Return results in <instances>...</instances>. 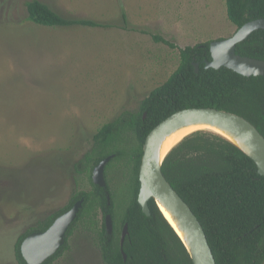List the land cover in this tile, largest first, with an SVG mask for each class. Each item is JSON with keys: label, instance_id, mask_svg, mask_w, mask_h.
Listing matches in <instances>:
<instances>
[{"label": "rangeland", "instance_id": "rangeland-1", "mask_svg": "<svg viewBox=\"0 0 264 264\" xmlns=\"http://www.w3.org/2000/svg\"><path fill=\"white\" fill-rule=\"evenodd\" d=\"M31 1L0 0V264H19L20 237L92 189L76 164L93 136L138 110L177 70L180 49L238 31L226 0H38L109 28L36 25ZM109 177L119 205L127 178L119 169ZM88 228L79 225L52 264H103Z\"/></svg>", "mask_w": 264, "mask_h": 264}, {"label": "trees", "instance_id": "trees-1", "mask_svg": "<svg viewBox=\"0 0 264 264\" xmlns=\"http://www.w3.org/2000/svg\"><path fill=\"white\" fill-rule=\"evenodd\" d=\"M26 6L29 21L39 26L110 27L95 20L65 18L38 0ZM226 6L229 20L238 29L264 18V0H226ZM123 18L126 21L125 14ZM154 40L175 48L159 36ZM211 43L180 49L177 70L141 101L138 110L122 112L97 131L89 150L76 164L79 174L89 175L92 189L74 195L66 208L20 237L15 245L19 264H27L21 253L23 241L33 233L48 230L81 199L83 208L67 233L65 245L45 264H52L64 255L79 225H89L85 231L94 235L103 264H193L183 242L153 199L149 202L151 215L143 213L138 202L139 173L149 134L186 109L215 108L237 114L264 136V76L245 77L227 68L206 69V61L212 60ZM236 53L264 61V30L238 44ZM196 63L200 64L198 73ZM110 156L113 158L105 169L107 190H104L93 183L92 175L95 167ZM117 169L127 178L119 205L109 177ZM162 171L202 224L217 264H264V177L250 157L224 138L200 131L186 137L168 154ZM99 210L101 225L97 222ZM109 214L114 223L112 236L106 233L105 220ZM125 225L129 235L121 247Z\"/></svg>", "mask_w": 264, "mask_h": 264}, {"label": "water", "instance_id": "water-1", "mask_svg": "<svg viewBox=\"0 0 264 264\" xmlns=\"http://www.w3.org/2000/svg\"><path fill=\"white\" fill-rule=\"evenodd\" d=\"M259 30H264V18L245 24L228 39L212 42L210 45L212 60L206 61L205 68L216 70L227 68L245 77L264 76V61L243 57L236 53L237 45ZM194 67L195 72L198 73L200 64L196 63ZM193 124L215 126L235 136L249 151L221 134L201 131L218 135L243 151L255 162L258 173L262 177H264V136L247 119L237 114L215 108H191L180 111L166 119L146 139L139 173L140 191L138 195V202L143 213L148 217L151 215L149 202L153 199L183 242L193 264H217L202 224L190 206L168 182L162 171L166 157L179 143L161 161V142L177 129ZM112 158L113 156L104 159L93 171V183L104 190H107L105 169ZM106 195L108 205L111 206V195L108 191ZM83 203V199L79 200L72 209L59 216L48 230L33 233L23 241L21 253L27 264H45L60 251L66 243L70 227L83 208ZM161 206L177 220L179 229L169 221ZM105 224L107 235L112 236L114 223L110 214L106 216ZM180 232H183L187 239H184ZM128 235V225H125L121 235V247H123ZM123 257L126 261L127 256L124 252Z\"/></svg>", "mask_w": 264, "mask_h": 264}, {"label": "bare ground", "instance_id": "bare-ground-1", "mask_svg": "<svg viewBox=\"0 0 264 264\" xmlns=\"http://www.w3.org/2000/svg\"><path fill=\"white\" fill-rule=\"evenodd\" d=\"M196 131H209V132H213V133H217V134H221L223 136H225L226 138H228L229 140H231L232 142L238 144L239 146L243 147L245 150L249 151V149H247V147H245L242 143H240L235 136H233L231 133L222 130L220 128H217L215 126H211V125H207V124H196V125H188V126H183L179 129H177L176 131H174L173 133H171L170 135L166 136L163 141L160 144V156H161V161L164 159V157L169 153V151H171V149H173V147H175L178 143H180L185 137H187L188 135H190L193 132ZM161 208L164 210L167 218L169 219V221L178 228V222L176 219H174L172 217L171 214H169L164 208L163 206H161ZM180 235L184 238L187 239V236L183 233L180 232Z\"/></svg>", "mask_w": 264, "mask_h": 264}]
</instances>
